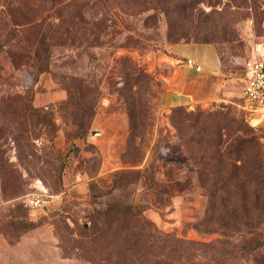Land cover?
<instances>
[{
    "label": "rangeland",
    "instance_id": "obj_1",
    "mask_svg": "<svg viewBox=\"0 0 264 264\" xmlns=\"http://www.w3.org/2000/svg\"><path fill=\"white\" fill-rule=\"evenodd\" d=\"M178 1L187 10L173 11L169 27L163 16L147 28L142 23L144 15L112 11L102 50L73 48L71 59L55 60L38 74L24 60L29 54L35 57V41H41L32 30L22 26L17 36L20 50L8 54L7 47L0 48V97L10 98L5 100L9 111L17 110L15 118L0 117V235L13 249L15 264H91L90 255L77 249L92 246L83 236L84 229L92 226L98 211L119 202L146 205L143 214L159 231L185 241L188 258L183 264H212L209 260L216 258L217 251L219 264L264 263V247L234 259L244 241L211 232L220 209L212 202L207 176L196 163L207 157L208 149L202 146L197 151L193 142L185 148L180 140H196L195 120L219 107H231L241 129H252L235 103L244 84L243 64L255 45L264 43V0H174ZM37 4V0H26L25 8L36 6L40 13L47 7ZM83 11L77 6L78 15ZM98 18L99 25H105ZM84 28L77 20L79 34L68 36L77 45L91 36L95 26L87 34ZM65 39H59V44ZM172 40L178 44L209 40L222 58L217 73L210 76L214 81L210 89L218 86V97L209 101L212 97L207 93L199 101L179 106L186 113L183 123L179 114L172 113L176 106L167 109L158 103L166 78L174 65L181 64L167 50L174 45ZM45 49L42 43L39 54ZM189 50L185 47L184 53L204 61L205 55ZM88 53L102 55L101 61L90 62ZM12 55L18 58L12 60ZM122 58L128 62H121ZM208 64H203L206 69ZM129 71L147 77L141 92L144 101L148 99V112L136 133L129 130L120 94L127 93L122 73ZM195 73L203 76L202 70ZM29 104L50 113L52 128L46 130L27 115ZM251 119L254 124L259 117ZM80 122L86 127L82 136L76 125ZM211 125L213 142L222 132L217 131L219 122ZM38 181L46 190L45 203L33 214L23 197L36 191ZM144 182L151 188H143ZM232 241L237 246L233 252L228 244Z\"/></svg>",
    "mask_w": 264,
    "mask_h": 264
},
{
    "label": "trees",
    "instance_id": "obj_2",
    "mask_svg": "<svg viewBox=\"0 0 264 264\" xmlns=\"http://www.w3.org/2000/svg\"><path fill=\"white\" fill-rule=\"evenodd\" d=\"M25 1L0 0V48L7 47L8 54L20 50L17 36L23 31L22 26H26L27 31L32 30L41 41H35L38 47L33 53L35 57L32 58L29 54L24 60L31 62L30 67L34 69L35 74L46 71L55 60L71 59L73 52L70 50L73 48L102 50L105 47L102 36L108 28L106 23L114 10L129 16L144 15L142 23L147 28H150L159 16L166 19L169 27V18L173 11L187 10L185 3L174 2V0H37L38 6H47L38 13L36 6L33 10H27ZM77 6L84 9L79 15L76 12ZM91 7H97L98 11L89 12ZM83 14H86V17ZM99 16L101 24L105 23V25H99ZM77 20L84 25L86 34L92 30L91 27L95 26L93 29L95 32L92 30L91 36L81 39L78 45L73 38L68 37H75ZM52 21H56L55 25ZM65 25L67 28L64 30ZM63 37L67 39L63 41V44H59L61 42L59 39ZM42 43L46 44V49L39 54ZM178 43V40H172V44ZM182 43L190 42L184 40ZM192 43L211 44L209 40ZM89 53L86 56L90 62L96 65L101 61L102 55L93 53L88 56ZM216 55L221 61L219 51ZM17 58L16 55L10 57L12 60ZM122 61L128 62L126 58H122ZM122 80L127 87V93L120 92V94L125 103L129 130L136 133L144 126L143 119L148 112L146 109L148 99L144 101L141 92V85L147 77L144 74H132L129 71L122 73ZM6 99L10 98L0 97V117L3 119L6 114H9L15 118L17 110L9 111ZM26 112L46 130L52 128L50 113L35 109L30 104ZM212 112L211 114L203 113L206 116L202 120L200 117L195 120L197 128L193 131V137H196V140L181 138V145L186 148L187 144L193 142L197 151H201L202 146L209 150L206 149V158L205 153L200 152L204 159H199L196 163L200 165L199 170L201 169L207 176L206 185L211 194L210 198L221 212L215 211L218 212L216 213L218 217L214 222L215 229L211 232H217L228 239L239 237L240 241H244V247L237 249L234 259L254 255L264 247V228H262L264 227V152L255 129L246 127L242 130L240 122L232 114L231 107H219ZM172 113L179 114L180 118L186 114L179 106H176ZM179 121L183 123L182 118ZM212 121L219 122L217 131L222 132L213 142L211 141ZM76 125L80 129L79 136H82L81 132L86 130V127L82 122ZM12 139L17 141L14 136ZM29 156L32 155L29 154ZM238 161L241 163L239 166L236 165ZM142 186L145 189L151 188L145 182ZM250 198H252L251 203ZM146 209V205L119 202L109 205L103 212L98 211L92 218V226L83 228L85 230L83 236L92 243V246L77 249H80L82 254L90 255L91 264H183L184 261L187 262V255L185 257L187 250L183 246L185 241L159 231L143 214ZM8 218L7 216L6 221ZM233 242H228L229 247L232 248L231 252L237 247ZM215 256L216 258L209 261L212 264H219L217 260L220 252L217 251Z\"/></svg>",
    "mask_w": 264,
    "mask_h": 264
},
{
    "label": "crops",
    "instance_id": "obj_3",
    "mask_svg": "<svg viewBox=\"0 0 264 264\" xmlns=\"http://www.w3.org/2000/svg\"><path fill=\"white\" fill-rule=\"evenodd\" d=\"M185 47H189L196 55H205L204 61L200 63L196 58L190 56V54L186 55L184 53ZM167 50L175 57L174 62L180 61L181 64L174 65L170 76L166 78V85L158 97L159 105L167 109L174 106L189 105L191 101H199L202 99V96L207 93L212 97L209 101H215L216 97L219 95V87L213 86L210 89V85H214V81L210 76L216 74L219 68L215 49L211 45L203 44H174L168 46ZM186 59H191L196 64L200 65L203 76L196 74L192 69L186 68L183 64V61ZM206 62H209L207 69L203 65L206 64ZM8 246L5 237L0 235V264H15L13 249H9ZM21 256H23V252H21Z\"/></svg>",
    "mask_w": 264,
    "mask_h": 264
},
{
    "label": "built area",
    "instance_id": "obj_4",
    "mask_svg": "<svg viewBox=\"0 0 264 264\" xmlns=\"http://www.w3.org/2000/svg\"><path fill=\"white\" fill-rule=\"evenodd\" d=\"M183 64L195 72L201 71L200 65L191 59H186ZM243 69L244 86L235 106L244 113L247 119L252 116L259 117L256 123H252V127L258 135V141L264 152V43L255 45L252 55L245 60ZM37 183L36 191L23 197L24 205L33 214L39 211L45 203L43 198L46 190L39 181Z\"/></svg>",
    "mask_w": 264,
    "mask_h": 264
},
{
    "label": "water",
    "instance_id": "obj_5",
    "mask_svg": "<svg viewBox=\"0 0 264 264\" xmlns=\"http://www.w3.org/2000/svg\"><path fill=\"white\" fill-rule=\"evenodd\" d=\"M251 117L250 118H248V121H249V123L251 124V126H252V122H251Z\"/></svg>",
    "mask_w": 264,
    "mask_h": 264
}]
</instances>
